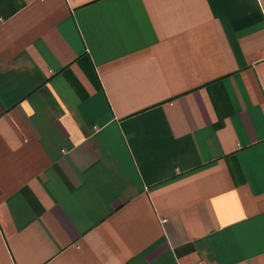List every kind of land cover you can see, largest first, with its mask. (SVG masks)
Masks as SVG:
<instances>
[{
  "label": "crops",
  "instance_id": "0c3cea01",
  "mask_svg": "<svg viewBox=\"0 0 264 264\" xmlns=\"http://www.w3.org/2000/svg\"><path fill=\"white\" fill-rule=\"evenodd\" d=\"M0 264H264V0H0Z\"/></svg>",
  "mask_w": 264,
  "mask_h": 264
}]
</instances>
